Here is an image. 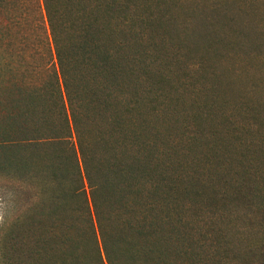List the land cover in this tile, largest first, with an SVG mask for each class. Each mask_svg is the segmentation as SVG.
<instances>
[{
	"label": "trees",
	"instance_id": "16d2710c",
	"mask_svg": "<svg viewBox=\"0 0 264 264\" xmlns=\"http://www.w3.org/2000/svg\"><path fill=\"white\" fill-rule=\"evenodd\" d=\"M134 1L0 0V175L24 205L11 230L57 264H264L207 208L247 185L241 156L181 143L133 82L149 63Z\"/></svg>",
	"mask_w": 264,
	"mask_h": 264
},
{
	"label": "rangeland",
	"instance_id": "374dc122",
	"mask_svg": "<svg viewBox=\"0 0 264 264\" xmlns=\"http://www.w3.org/2000/svg\"><path fill=\"white\" fill-rule=\"evenodd\" d=\"M133 8L135 64L141 70L149 62L148 73L133 82L140 91L146 86L149 99H160L156 108L181 143L192 142L204 154L219 147L235 161L241 156L247 185L231 190L240 197H211L207 208L220 223L226 214L240 241L263 246L264 184L251 185L264 175V0H135ZM3 12L1 62L8 56ZM40 12L34 6L33 27L42 23ZM9 184L0 175V264H57L11 230L24 205L16 204Z\"/></svg>",
	"mask_w": 264,
	"mask_h": 264
}]
</instances>
